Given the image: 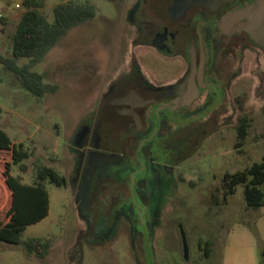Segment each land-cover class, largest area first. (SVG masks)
I'll list each match as a JSON object with an SVG mask.
<instances>
[{"label":"rangeland","instance_id":"obj_1","mask_svg":"<svg viewBox=\"0 0 264 264\" xmlns=\"http://www.w3.org/2000/svg\"><path fill=\"white\" fill-rule=\"evenodd\" d=\"M67 0H44L43 12L52 20V8ZM90 2L95 16L60 38L33 70L46 83L57 84L54 93L37 97L25 90L15 75L0 65V129L31 153L24 161L26 171L14 166L13 175L23 183L33 179V160L53 167L67 179V185L46 184L47 215L26 226L22 236L43 238L50 243L48 254L39 258L22 244L0 242V264H152L146 261L143 239L129 237V226L118 225L107 237L84 231L85 220L77 212L70 180L74 176L71 137L80 116L95 102L98 92L142 52L138 38L137 0H76ZM8 0H0L6 24L0 23V53H11V37L23 11L5 13ZM150 58V56H149ZM27 61L20 58L19 64ZM251 88L241 109L228 108L221 128L211 141L179 169L180 180H169L163 191L162 214L153 223L147 254L154 264H264V205L247 208L243 186L222 203L223 175L242 170L264 158V92ZM237 116L249 120L242 146L237 141ZM0 152V172L8 162ZM0 206L7 207L0 176ZM215 199L219 202L215 203ZM182 225L188 244L184 259L176 228ZM93 238V240H88ZM205 242L209 256L204 257ZM200 245V246H199Z\"/></svg>","mask_w":264,"mask_h":264},{"label":"flooded vegetation","instance_id":"obj_2","mask_svg":"<svg viewBox=\"0 0 264 264\" xmlns=\"http://www.w3.org/2000/svg\"><path fill=\"white\" fill-rule=\"evenodd\" d=\"M135 11L142 52L80 116L70 186L84 231L107 237L126 223L154 264L145 239L167 182L180 180L247 90L264 92V0H137ZM248 127L236 117V149Z\"/></svg>","mask_w":264,"mask_h":264},{"label":"trees","instance_id":"obj_3","mask_svg":"<svg viewBox=\"0 0 264 264\" xmlns=\"http://www.w3.org/2000/svg\"><path fill=\"white\" fill-rule=\"evenodd\" d=\"M21 6L23 11L11 37V53H0V65L12 72L25 90L42 97L47 93H54L58 86L54 83H46L43 75L33 70L34 66L43 60L62 36L93 19L95 8L88 1H63L53 6V17L49 20L43 12L44 0H22ZM0 23L6 24L4 17L0 19ZM20 58H26L27 61L20 65L18 63ZM246 126L247 123L244 121L242 127ZM238 139L237 146H241L243 135L241 134ZM0 152H7L10 158L8 162H4L0 172L3 179V193L6 195L8 205L0 206V242L11 245L22 244L28 253L43 258L48 254L49 241L43 238H28L23 241L22 236L26 226L36 223L47 215L46 184L65 186L67 179L53 167L43 164L36 158L32 162L34 174L31 183H23L19 175H13L12 170L14 166H18L19 170L25 172L24 161L30 158L31 153L23 148V144L12 142L2 129H0ZM240 184L243 186V197L247 208L264 205V158L242 170L234 173L226 172L223 175L218 189L222 193V203ZM218 202L215 199V203ZM209 244L205 242L206 249L202 253L204 257L209 256Z\"/></svg>","mask_w":264,"mask_h":264},{"label":"water","instance_id":"obj_4","mask_svg":"<svg viewBox=\"0 0 264 264\" xmlns=\"http://www.w3.org/2000/svg\"><path fill=\"white\" fill-rule=\"evenodd\" d=\"M178 229H179V234H180V239H181L183 258L187 259L188 258V244L186 240V233L181 224L178 225Z\"/></svg>","mask_w":264,"mask_h":264},{"label":"crops","instance_id":"obj_5","mask_svg":"<svg viewBox=\"0 0 264 264\" xmlns=\"http://www.w3.org/2000/svg\"><path fill=\"white\" fill-rule=\"evenodd\" d=\"M21 2L22 0H8V3L4 4L5 14L10 17L13 16L12 13L15 12L17 7L21 6Z\"/></svg>","mask_w":264,"mask_h":264},{"label":"built area","instance_id":"obj_6","mask_svg":"<svg viewBox=\"0 0 264 264\" xmlns=\"http://www.w3.org/2000/svg\"><path fill=\"white\" fill-rule=\"evenodd\" d=\"M4 17L3 12L0 10V19H2Z\"/></svg>","mask_w":264,"mask_h":264}]
</instances>
